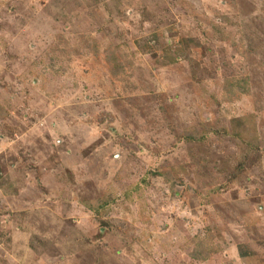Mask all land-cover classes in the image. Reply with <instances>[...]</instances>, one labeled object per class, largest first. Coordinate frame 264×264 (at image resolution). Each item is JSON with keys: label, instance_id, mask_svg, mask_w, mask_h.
Wrapping results in <instances>:
<instances>
[{"label": "rangeland", "instance_id": "rangeland-1", "mask_svg": "<svg viewBox=\"0 0 264 264\" xmlns=\"http://www.w3.org/2000/svg\"><path fill=\"white\" fill-rule=\"evenodd\" d=\"M0 264H264V0H0Z\"/></svg>", "mask_w": 264, "mask_h": 264}, {"label": "trees", "instance_id": "trees-1", "mask_svg": "<svg viewBox=\"0 0 264 264\" xmlns=\"http://www.w3.org/2000/svg\"><path fill=\"white\" fill-rule=\"evenodd\" d=\"M189 139H196V137H190ZM90 207L97 208L95 205H91ZM212 251H214V248L210 246V242L201 238L197 248H195L194 252L192 253V257H195L196 259H206L209 257Z\"/></svg>", "mask_w": 264, "mask_h": 264}]
</instances>
